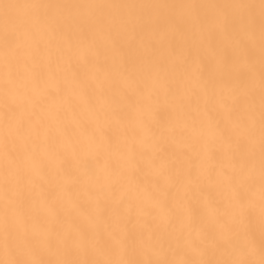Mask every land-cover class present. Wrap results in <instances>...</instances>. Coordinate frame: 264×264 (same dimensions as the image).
Returning a JSON list of instances; mask_svg holds the SVG:
<instances>
[{
    "label": "snow or ice",
    "instance_id": "obj_1",
    "mask_svg": "<svg viewBox=\"0 0 264 264\" xmlns=\"http://www.w3.org/2000/svg\"><path fill=\"white\" fill-rule=\"evenodd\" d=\"M0 264H264V0H0Z\"/></svg>",
    "mask_w": 264,
    "mask_h": 264
}]
</instances>
